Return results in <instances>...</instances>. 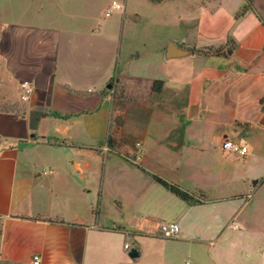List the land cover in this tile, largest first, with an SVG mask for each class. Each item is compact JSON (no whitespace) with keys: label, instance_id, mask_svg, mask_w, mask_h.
Masks as SVG:
<instances>
[{"label":"crops","instance_id":"obj_1","mask_svg":"<svg viewBox=\"0 0 264 264\" xmlns=\"http://www.w3.org/2000/svg\"><path fill=\"white\" fill-rule=\"evenodd\" d=\"M81 1L78 9L72 0H24L32 14L0 11V264H31L32 256L38 264H173L144 244L189 241L194 211L264 195V0H145L157 8L146 27L166 32L139 40L123 66L140 16L128 18V0L105 9L109 17ZM110 80L124 99L117 111L102 93ZM116 112L137 141L107 150L106 137L122 133ZM224 138L245 154L222 152ZM175 154L183 162L164 168L185 187L149 163ZM150 215L163 220L145 228ZM166 222L178 226L175 238H161Z\"/></svg>","mask_w":264,"mask_h":264},{"label":"rangeland","instance_id":"obj_2","mask_svg":"<svg viewBox=\"0 0 264 264\" xmlns=\"http://www.w3.org/2000/svg\"><path fill=\"white\" fill-rule=\"evenodd\" d=\"M74 3L71 5L72 8L81 9L84 7L81 0H72ZM24 0H0V11H16V12H29L32 14L33 7H26L24 9ZM114 2H120V0H89V7L93 9L96 15L100 12L108 9ZM61 7H65L64 1L59 3ZM118 6V5H117ZM152 9H157L154 6L149 5L145 0H128L127 4V14L128 18L131 19L133 13L138 14L141 18L140 24L136 26L133 35L126 38L124 44L120 63L121 66L124 65L122 61V54L127 53L129 50L134 48L138 41L141 39H159L163 36L166 30L155 29L146 27L149 23L147 19L151 15H155ZM169 10L168 8H163ZM163 12V11H162ZM161 12V13H162ZM164 13H166L164 11ZM118 14L115 12L114 15ZM107 19V18H106ZM129 20V19H128ZM127 20V21H128ZM108 23V22H107ZM109 24H111L109 22ZM141 26V27H140ZM108 34L113 35V29H108ZM109 88H104L102 93L108 94L113 99L114 108L120 110L121 104H124V99L122 98V92L118 88V85L114 80L108 82ZM134 101L135 99H130ZM114 109V110H115ZM132 110V118L134 120L135 113ZM143 112L138 113V122H144L145 118ZM116 125L121 126L122 133L117 128L118 139L114 142L118 149L122 141L128 144H134L137 141V137L134 136V128H122L123 118L121 114H117L114 117ZM146 120V119H145ZM122 123V124H121ZM134 125V122H131ZM148 124V123H147ZM118 126V127H119ZM148 132L154 131L150 125L147 128ZM151 133V132H150ZM130 137V139L128 137ZM215 145V144H213ZM178 154H175L173 159L165 157L164 155L157 156L154 160L149 159V163L153 169H155L160 174L168 176L171 179H180V174L178 172L166 171L164 168L165 163L168 162H178L179 160L183 162L182 159L178 158ZM148 161V159H147ZM95 167H99L96 165ZM156 174V173H155ZM158 175V174H157ZM160 176V175H158ZM162 177V176H160ZM164 178V177H162ZM165 179V178H164ZM166 180V179H165ZM168 181V180H167ZM182 186H187V183L183 180H179ZM181 186L177 183H174ZM181 186V187H182ZM184 190V189H183ZM223 195L232 194V192H222ZM214 193H208V197L211 198ZM264 197L263 194L259 193L254 195L251 202H244V200H238L233 202H220L213 205H208L202 207L201 210H196L192 213V217L195 223L192 224L188 222L186 224L188 231L191 235L189 241H179V242H166L160 245L154 246L151 243H145L144 247L147 250L154 249L158 247L164 254L169 257V261L173 264H184L188 262L189 264H264ZM263 205L260 206V204ZM259 206V207H257ZM125 209V210H124ZM122 209L121 216L122 219L126 218L128 220L127 208ZM175 212L178 209L175 207ZM240 214L237 218L231 219V213L236 212ZM161 218H156L155 215H150L145 219L143 226L152 227L160 222ZM233 223H236L239 227L236 230L230 229L229 224L232 227ZM228 226V227H226ZM160 251V252H161Z\"/></svg>","mask_w":264,"mask_h":264},{"label":"trees","instance_id":"obj_3","mask_svg":"<svg viewBox=\"0 0 264 264\" xmlns=\"http://www.w3.org/2000/svg\"><path fill=\"white\" fill-rule=\"evenodd\" d=\"M149 1L159 2V0H149ZM238 15H240V13ZM209 53L217 54V51L208 50L205 52V54H209ZM159 85L160 84L158 82L154 83V90H158L157 87H159ZM263 101H264V97L260 100V104H263ZM179 131L180 129L177 130L178 133ZM105 145H106L107 150L112 149L114 146V142L110 139L109 136L106 137ZM148 176L152 179V181H154L156 184L161 186L163 189H165L167 192L172 194L174 197H176L180 201L186 204H189V205L200 204L201 202L200 197H195L194 195L182 190L178 185L172 182H168L164 180L162 177L155 175V174H148ZM94 215H96V211H94Z\"/></svg>","mask_w":264,"mask_h":264},{"label":"built area","instance_id":"obj_4","mask_svg":"<svg viewBox=\"0 0 264 264\" xmlns=\"http://www.w3.org/2000/svg\"><path fill=\"white\" fill-rule=\"evenodd\" d=\"M119 7L117 5H112V9H118ZM111 15V10H107L104 13L105 17H109ZM220 150L225 153L237 155V156H243L246 152V148L242 145H239L229 139H222L220 143ZM159 232L160 236L163 239H172L175 238L178 235V226L175 223L172 222H166L159 225ZM125 249H127V246H125ZM38 257L32 256L31 258V264H38Z\"/></svg>","mask_w":264,"mask_h":264},{"label":"water","instance_id":"obj_5","mask_svg":"<svg viewBox=\"0 0 264 264\" xmlns=\"http://www.w3.org/2000/svg\"><path fill=\"white\" fill-rule=\"evenodd\" d=\"M105 88L108 89V88H109V85H106ZM137 255H138V253H137L134 249H130V250L128 251V254H127V256H128L129 258H135Z\"/></svg>","mask_w":264,"mask_h":264}]
</instances>
